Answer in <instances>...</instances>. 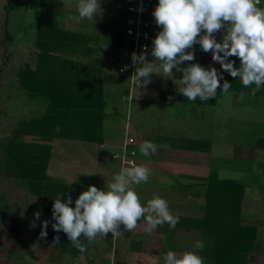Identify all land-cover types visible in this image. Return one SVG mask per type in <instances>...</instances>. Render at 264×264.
I'll return each mask as SVG.
<instances>
[{"label": "rangeland", "instance_id": "obj_1", "mask_svg": "<svg viewBox=\"0 0 264 264\" xmlns=\"http://www.w3.org/2000/svg\"><path fill=\"white\" fill-rule=\"evenodd\" d=\"M132 1L101 0L102 13H97L95 22L68 20L69 16H78L79 0H64L60 8L51 12V17L64 29L98 38V45L91 44L94 53L79 60L103 71L110 116L105 120L104 145L64 140L51 142L53 152L48 175L54 182L70 187L73 201L70 206L74 207L75 200L90 185L107 191L121 169L129 166L123 164L127 157L137 166L150 169L146 183L132 186L142 205L154 199L146 190L158 188L156 197L166 200L171 213L195 215L203 210L205 197V188L195 184L211 170H217L221 179L245 184L243 220L247 225L258 227L259 237L264 241V151L249 146L264 133V96L244 94L241 97V93L217 91L216 106L204 108L162 101L160 90H170L173 82L176 87H183L179 81L183 72L174 68L172 77H164L162 67H157L159 62L151 55L149 62L154 61L152 66L158 74H151L147 87L132 86V76L120 72L119 58L113 56L123 48H130V40L125 39L127 15L124 8ZM157 4L148 10L155 36L160 30L152 16ZM258 7L264 8V0ZM38 15L39 0H0L2 161L7 141L30 140L13 135L18 123L40 116L44 110L43 99L30 100L27 92L20 88L17 77L25 64H36ZM218 38L216 36L217 41ZM151 48L152 45L149 53ZM194 50L195 59L212 60L198 44L194 45ZM229 60L235 61L234 67L240 66L239 58L233 56ZM208 62V66L222 71L219 63ZM188 64L185 62L180 67ZM223 77L221 85L225 80L234 79L227 72ZM109 83H112L111 89ZM117 112L119 116L115 117ZM192 137L210 139L212 152L205 156L179 147L181 140ZM146 141L156 145V152L142 154L141 145ZM37 211L41 212L39 220L34 218ZM44 220L49 222L47 237L40 239ZM33 221L34 228L30 227ZM53 223L52 213L43 211L42 199L33 195L25 182L5 176L0 168V264H164L163 258L169 251L175 252L178 258L186 252H196L202 257L194 243L196 240L203 242L201 232L158 226L147 232L146 222L141 221L132 232L125 231L121 225L123 234L119 236L109 233L106 238L97 236L91 242L81 236L86 251L75 256L70 250L75 247L63 231L53 230ZM57 235L59 244L54 240ZM203 260L204 264H211ZM262 260L264 264V258Z\"/></svg>", "mask_w": 264, "mask_h": 264}, {"label": "trees", "instance_id": "obj_2", "mask_svg": "<svg viewBox=\"0 0 264 264\" xmlns=\"http://www.w3.org/2000/svg\"><path fill=\"white\" fill-rule=\"evenodd\" d=\"M133 3L127 2L125 8ZM63 4L64 0H39L36 64H25L17 77L20 88L27 92L30 100L43 99L44 110L40 116L18 123L13 135L30 140L7 141L5 158L0 160L4 175L25 182L30 192L42 199L43 211L48 213H52L54 199L59 194L64 193L65 199L72 194L68 185L54 182L48 175L53 152L51 142L64 140L104 145L105 120L110 116L103 71L79 60L94 53L91 44L98 45V38L66 30L52 18V10ZM148 10L149 7L145 10V17L150 20ZM120 53L113 54L114 58ZM189 63H198L208 69L203 60L194 59ZM229 83V92L235 94L252 95V89L256 87H245L240 79L235 78ZM179 90L176 86L160 90L159 97L165 102L203 108L217 104V96L207 102L200 101L199 97L189 101ZM255 95L264 96V86ZM118 113H114L115 117L119 116ZM57 126L59 132L54 131ZM250 143L264 150V135ZM179 147L185 151L211 153L213 143L207 138H186L180 141ZM200 180L195 186L205 188L203 210L195 215L172 213L179 217L175 229L201 232L204 249L200 253L211 264H262L264 241L259 237V229L243 223L245 184L234 179H221L217 170H211ZM139 221L146 222L144 218ZM158 227L169 228L167 223ZM70 250L75 256L80 253L77 248Z\"/></svg>", "mask_w": 264, "mask_h": 264}, {"label": "clouds", "instance_id": "obj_3", "mask_svg": "<svg viewBox=\"0 0 264 264\" xmlns=\"http://www.w3.org/2000/svg\"><path fill=\"white\" fill-rule=\"evenodd\" d=\"M260 4L261 0H158L152 16L161 31L152 41L150 54L159 62L157 67H162L164 77H172L174 68L183 72L179 80L183 87L179 92L189 101L199 97L200 101L207 102L217 96L218 88L227 93L231 84L226 80L220 83L224 72L239 78L245 87L255 85L251 92L255 95L264 86V8L258 7ZM77 10L78 16H69L68 20L95 22L97 13H102L101 0H79ZM130 11L142 13L144 8L141 5ZM222 30L223 36L218 42L215 34ZM197 44L204 53L211 52L212 61L219 63L222 71L218 72L211 65L205 69L198 63L180 67L195 59L194 45ZM147 55V46L139 55L131 54L132 65L136 66L132 78L143 87L151 83V74H158L152 66L154 61L150 63ZM233 56L240 60L238 68L234 67L235 61L229 60ZM243 95L241 93V97ZM54 131L59 132V126ZM156 150V145L150 141L141 145L143 155ZM149 176L150 169L131 163L114 177L107 191L90 185L75 200L74 207L70 206L73 203L70 195L65 199L64 193L59 194L52 205L53 230L63 231L73 247L83 253L86 245L81 242V236L89 242L97 236L104 239L109 233L119 236L123 234L121 225L125 231L132 232L141 218L146 221L147 232L165 223L169 230L175 229L179 217L172 215L166 200L156 197L145 206L133 190V185L146 183ZM40 215V211L35 212V220H39ZM48 224L47 220L41 222L40 239L47 237ZM35 226L33 221L30 227ZM54 240L59 244L60 237L57 235ZM194 243L197 250L204 249L203 242ZM163 259L164 264H204L196 252H186L178 258L175 252L169 251Z\"/></svg>", "mask_w": 264, "mask_h": 264}, {"label": "built area", "instance_id": "obj_4", "mask_svg": "<svg viewBox=\"0 0 264 264\" xmlns=\"http://www.w3.org/2000/svg\"><path fill=\"white\" fill-rule=\"evenodd\" d=\"M158 0H134L133 4L127 5L125 8V12L127 15L126 20V35L125 38L130 40V48L121 50L119 55V69L121 73H128L133 76L135 72V67L131 62V54L136 52L138 55L141 53L143 48L147 46L148 48V56H150V46L152 45V41L154 40L153 32H152V22L151 20L146 19L145 10L147 7L154 6V4ZM143 6L144 11L141 13L139 11H130V9H138L140 6ZM132 86H139L138 82L132 78ZM132 91H134L133 87ZM131 94V93H130ZM133 95V94H132ZM132 98V97H131ZM130 143H133V140H130ZM126 152H128L126 150ZM125 152V153H126ZM134 152H132V155ZM134 163L133 160L126 159L123 161L124 165H129Z\"/></svg>", "mask_w": 264, "mask_h": 264}, {"label": "crops", "instance_id": "obj_5", "mask_svg": "<svg viewBox=\"0 0 264 264\" xmlns=\"http://www.w3.org/2000/svg\"><path fill=\"white\" fill-rule=\"evenodd\" d=\"M158 2V1H157ZM159 31H161V28H160V30ZM152 32H153V36H154V38L156 37L155 35H154V30H153V28H152ZM216 36H218L219 38V40L218 41H221V39H222V36H223V30L221 31V33H219V34H215ZM208 54H210L211 55V52H209ZM151 55V54H150ZM211 59V58H210ZM201 60H204L206 63H207V65H208V61H212V60H208V59H201ZM211 63V62H210ZM235 67H239V65H236ZM208 68H209V66H208ZM218 69H219V67H218ZM222 70V69H221ZM237 79V78H236ZM172 83V82H171ZM110 84H111V86H110ZM107 85H108V83H107ZM175 85H174V82H173V84L171 85V89L174 87ZM111 87H112V83H109V86H108V88H110L111 89ZM105 89H107V88H105ZM217 91L218 92H222V90L220 89V88H218L217 89ZM229 93H231V92H229ZM189 106H191V105H189ZM192 107H197V108H203V107H199V106H192ZM261 135H264V133H260ZM204 135H206V134H204ZM203 136V135H202ZM257 137H259V136H257ZM193 138V137H192ZM194 139H197V137L195 138L194 137ZM254 140V139H253ZM249 146L250 147H253L254 149H258V148H255L254 147V145H253V143H250L249 144ZM258 150H261V151H264V150H262V149H258ZM199 154H204L205 156H206V154H208V153H199ZM204 177V176H203ZM226 179V178H225ZM194 188V187H193ZM158 188H155V189H148V190H146V192H147V195H149V197L151 196V197H153V198H155L156 196H157V190ZM244 202H245V200H244ZM243 219H244V211H243ZM243 223L245 224V225H247V223H245L244 222V220H243ZM259 229V228H258ZM259 232H260V230H259Z\"/></svg>", "mask_w": 264, "mask_h": 264}]
</instances>
